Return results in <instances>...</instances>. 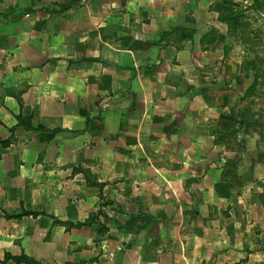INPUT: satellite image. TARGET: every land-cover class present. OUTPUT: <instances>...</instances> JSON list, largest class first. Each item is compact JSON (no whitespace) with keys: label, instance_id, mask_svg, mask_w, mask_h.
I'll return each mask as SVG.
<instances>
[{"label":"crops","instance_id":"crops-1","mask_svg":"<svg viewBox=\"0 0 264 264\" xmlns=\"http://www.w3.org/2000/svg\"><path fill=\"white\" fill-rule=\"evenodd\" d=\"M256 5L0 0V264H264Z\"/></svg>","mask_w":264,"mask_h":264},{"label":"trees","instance_id":"trees-1","mask_svg":"<svg viewBox=\"0 0 264 264\" xmlns=\"http://www.w3.org/2000/svg\"><path fill=\"white\" fill-rule=\"evenodd\" d=\"M18 125L19 126L23 125V120L20 119V118L18 119ZM24 125H25V127L30 128L29 125H26V124H24ZM37 128L39 129L40 127H37ZM10 143H11V139L10 138H8V139H0V147H2V148L7 147ZM100 186L101 185H98V187H100ZM86 223H88V221L85 222V223H76V225L77 226H81V225L86 224ZM6 258H12L16 263L25 262L27 264H41L40 262L34 260L33 258L24 256V255H21V256H18V257H8L7 256Z\"/></svg>","mask_w":264,"mask_h":264},{"label":"rangeland","instance_id":"rangeland-1","mask_svg":"<svg viewBox=\"0 0 264 264\" xmlns=\"http://www.w3.org/2000/svg\"><path fill=\"white\" fill-rule=\"evenodd\" d=\"M254 3H257L256 6H258V8H263L264 9V0H254ZM256 15H259V14L257 13Z\"/></svg>","mask_w":264,"mask_h":264}]
</instances>
